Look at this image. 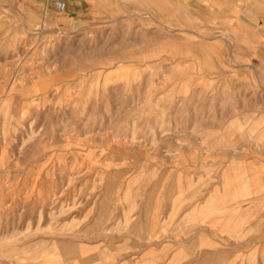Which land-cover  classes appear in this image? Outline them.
<instances>
[{
	"label": "rangeland",
	"instance_id": "1",
	"mask_svg": "<svg viewBox=\"0 0 264 264\" xmlns=\"http://www.w3.org/2000/svg\"><path fill=\"white\" fill-rule=\"evenodd\" d=\"M82 6L95 20L74 27ZM0 12V264L108 228L110 206L132 207L143 185L197 167L221 197V182L252 175L240 163L264 162L241 38L204 27L189 0H0Z\"/></svg>",
	"mask_w": 264,
	"mask_h": 264
},
{
	"label": "crops",
	"instance_id": "2",
	"mask_svg": "<svg viewBox=\"0 0 264 264\" xmlns=\"http://www.w3.org/2000/svg\"><path fill=\"white\" fill-rule=\"evenodd\" d=\"M189 2L204 27L241 38L236 57L243 65L238 75L247 77L253 72L255 81L250 84L245 80L240 91L259 94L260 100L252 105L264 109V0ZM67 11L71 12L68 8L58 12ZM0 13L2 43L10 26ZM93 13L80 7L73 18L74 27L91 24ZM0 60L5 58L0 56ZM262 109L253 113L254 124H261ZM238 167L252 175L238 184L227 181L225 186L221 182V189H229L221 197L215 195V187L206 188L205 181H199L197 167L189 176L182 172L180 180L176 177L166 182L164 178L151 188L143 185L140 193L130 198L132 207L110 206L108 228L82 229L78 236L84 240L36 245V252L44 253L45 260L40 258L35 264H264L262 155L245 159ZM250 189L252 193L246 195Z\"/></svg>",
	"mask_w": 264,
	"mask_h": 264
},
{
	"label": "built area",
	"instance_id": "3",
	"mask_svg": "<svg viewBox=\"0 0 264 264\" xmlns=\"http://www.w3.org/2000/svg\"><path fill=\"white\" fill-rule=\"evenodd\" d=\"M55 7L59 12H65L67 10V5L64 2H57Z\"/></svg>",
	"mask_w": 264,
	"mask_h": 264
}]
</instances>
